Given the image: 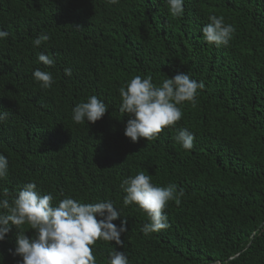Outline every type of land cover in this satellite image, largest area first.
<instances>
[{"label": "trees", "instance_id": "trees-1", "mask_svg": "<svg viewBox=\"0 0 264 264\" xmlns=\"http://www.w3.org/2000/svg\"><path fill=\"white\" fill-rule=\"evenodd\" d=\"M184 8L173 17L164 0H0V29L9 33L0 40V110L10 112L0 122V154L9 159L0 190L11 200L34 181L54 205L112 201L121 213L113 223L128 230L122 245L97 241V264H109L114 250L129 264H264V0H185ZM211 14L234 25L228 46L203 39ZM41 32L51 39L33 47ZM41 52L55 65L40 62ZM37 68L53 74L51 89L35 81ZM179 73L203 81L196 107L185 102L174 127L133 143L120 87L135 75L160 86ZM92 95L109 111L75 123L73 107ZM184 128L195 134L190 151L174 139ZM140 171L184 191L165 210L170 227L148 236L140 231L147 214L124 206L120 188ZM17 231L0 242V264L22 259L9 252Z\"/></svg>", "mask_w": 264, "mask_h": 264}, {"label": "clouds", "instance_id": "clouds-1", "mask_svg": "<svg viewBox=\"0 0 264 264\" xmlns=\"http://www.w3.org/2000/svg\"><path fill=\"white\" fill-rule=\"evenodd\" d=\"M120 0H108L118 4ZM173 17H182L185 12V0H164ZM210 21L202 28L203 39L217 47L228 46L233 40L236 29L226 23L223 15L211 14ZM9 33L0 29V40ZM51 37L41 32L33 40V47L48 42ZM38 60L46 66H54L55 59L50 54L41 52ZM65 75L71 76L72 69L65 68ZM33 78L42 89H51L54 77L50 71L37 68ZM205 87L203 81H196L188 73H179L164 79L160 86L153 82L151 76L135 75L126 87L119 89L121 97L120 112L130 117L124 134L133 143L141 138L147 141L158 139L167 127L175 126L183 116L181 105L185 102L192 107L197 105L198 90ZM109 111L106 103L92 95L86 102L76 104L72 109V120L77 124L95 123ZM8 110H0V122L9 118ZM184 150H192L195 134L187 128L180 129L174 137ZM9 173V159L0 154V179ZM120 188L126 195L124 206L136 204L148 217L140 231L148 236L170 227L169 217L165 211L169 202L181 203L183 189L177 191L176 185L165 187L152 183L151 175L140 171L125 178ZM9 190H0V242L15 226L17 231L16 247L9 249L10 254L22 259L18 264H97L93 246L100 241L115 242L122 245L121 235L127 232L126 221L118 227L113 221L121 213L110 200L96 203H81L71 197L62 199L58 205L52 203L51 193L41 195L36 182L26 183L11 200ZM101 217L98 219L97 217ZM27 225L35 230V236L29 238L23 230ZM109 264H129L128 256L123 251L114 250L109 254Z\"/></svg>", "mask_w": 264, "mask_h": 264}, {"label": "water", "instance_id": "water-1", "mask_svg": "<svg viewBox=\"0 0 264 264\" xmlns=\"http://www.w3.org/2000/svg\"><path fill=\"white\" fill-rule=\"evenodd\" d=\"M236 257H238V256H236ZM236 257H235V258H236Z\"/></svg>", "mask_w": 264, "mask_h": 264}]
</instances>
